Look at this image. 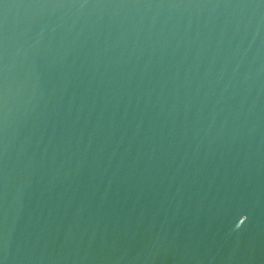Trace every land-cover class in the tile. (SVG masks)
Masks as SVG:
<instances>
[{"label": "water", "instance_id": "95a60500", "mask_svg": "<svg viewBox=\"0 0 264 264\" xmlns=\"http://www.w3.org/2000/svg\"><path fill=\"white\" fill-rule=\"evenodd\" d=\"M0 264H264V0H0Z\"/></svg>", "mask_w": 264, "mask_h": 264}]
</instances>
